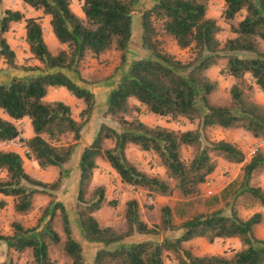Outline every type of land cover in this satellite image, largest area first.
<instances>
[{
	"label": "trees",
	"instance_id": "16d2710c",
	"mask_svg": "<svg viewBox=\"0 0 264 264\" xmlns=\"http://www.w3.org/2000/svg\"><path fill=\"white\" fill-rule=\"evenodd\" d=\"M40 17L5 7L0 0V64L8 69L38 72L25 78L0 83V143L21 136L17 122L30 120L34 136L28 140L31 157L43 170L57 168L53 182H43L28 174L23 157L13 151L0 150V194L14 199L16 214L26 216L35 209V199L43 194L51 198L34 227L27 228L15 221L13 233H0V242L18 255L30 252L32 264H60L53 259L59 247L70 264H87L84 247L75 237L71 213L60 200V193L71 178L73 158L83 138L84 129L97 110L94 92L76 83L68 74L81 76L89 57L100 59L111 51L125 53L134 41V17L140 0H83L82 13L73 8V0H22ZM214 0H155L142 13L139 46L149 53L147 58L131 62L116 89L111 91L104 109L105 118L114 126L100 124L91 144L80 160L78 208L74 215L80 233L90 244L101 245L94 264H264V240L255 234L263 222V214L243 219L235 210L193 213L200 202L203 187L218 168V157L229 163H245L246 156L234 144L210 141L205 130L213 127L243 129L256 139L264 140V106L251 99L247 85L250 80L264 93V0H225L224 21L233 35L225 42L219 38L222 27L209 16ZM50 17L55 38L65 47L53 52L45 38L42 19ZM25 23V41L31 59L40 66L18 63L17 52L8 40L16 24ZM176 41L181 49H194V62L183 63L162 48L160 35ZM227 59L224 73L235 83L231 87L233 107L213 105L211 95L217 89L206 72ZM66 89L85 108L78 121L73 108L63 101H48L52 89ZM139 103L132 106L131 102ZM148 113L172 120L198 122L196 130H173L150 126L139 113ZM133 118L129 119L131 113ZM107 141L114 146L105 148ZM153 153L166 170V176H153L141 171L127 158L129 145ZM195 150L186 162L184 152ZM106 159L123 183L147 190L154 196L177 195L181 202L176 210L161 207L160 227H150L140 218L136 199L126 203L127 229L119 231L103 227L94 216L107 203L106 190L99 187L95 198L86 200V187L91 181L98 160ZM264 169V153H256L244 166L240 194H248L264 207V190L251 185L254 174ZM216 197V196H214ZM217 199V198H215ZM1 206H5L1 203ZM184 219L175 223V212ZM61 216L65 240L54 227ZM164 235L162 241L154 237ZM198 238L208 242L238 239L241 249L232 255H195L186 244Z\"/></svg>",
	"mask_w": 264,
	"mask_h": 264
},
{
	"label": "rangeland",
	"instance_id": "374dc122",
	"mask_svg": "<svg viewBox=\"0 0 264 264\" xmlns=\"http://www.w3.org/2000/svg\"><path fill=\"white\" fill-rule=\"evenodd\" d=\"M154 1L155 0H140L136 7L137 13L134 17V41L130 45L129 50L125 53L126 63L124 65H122V53L111 51L98 60L89 57L84 63L80 77H77L74 73L68 74L77 84L94 92L98 103L97 110L84 129L83 138L80 141L78 148L75 150L71 178L60 193V200L66 205L71 213L74 235L84 247L87 264H94L96 254L102 246L90 244L84 240L80 233L79 224L74 215L75 213H73L76 212L78 208V194L80 189L79 165L81 156L83 151L91 144L93 138L96 136L101 122L114 126V122L110 118H105L104 116V109L107 107V99L111 91L118 87L121 77L127 71L133 60L143 59L149 56V53L139 46V38L141 36L140 19L142 13L153 6ZM82 4L83 0H73L74 10L80 12ZM224 9L225 0H214L210 5L208 13L210 17L216 18L219 21V25L222 27V32L219 35L222 42H225L228 38L233 36L230 32V26L223 19ZM43 19L42 24L46 41L50 45H53V33L48 30L47 20L44 21ZM8 36L12 48L17 52L18 63L20 65L40 66L38 61L31 59V53L25 41L26 33L24 24L15 25ZM159 39L162 42V48L166 52L174 55L181 62L187 64L195 61L197 55L194 49H181L176 41L163 34L159 36ZM58 44L60 47L65 48L60 42H58ZM226 63L227 59H221L218 65L213 66L206 72V75L217 84V89L211 95L210 101L213 105L233 107L234 103L230 90L235 81L231 77L225 75L223 70H225ZM6 68L7 67L4 63L0 64V81L2 83H7L15 77L25 78L38 74V72L24 70L9 71V69ZM9 72L11 73L9 74ZM247 85L252 86V89H248L251 99L264 106V93L261 92L260 89L250 80L247 81ZM47 100L65 102L73 108L74 118L78 121L81 120L80 114L85 108V105L83 101H80L69 94L66 89H52ZM131 105L138 106L139 103L132 101ZM141 111L142 112L139 113L140 119L150 126H164L173 130H196L199 127L198 122L191 124L184 118L172 120L168 117H160L148 113L144 107H142ZM133 114L134 113L132 112L128 118H133ZM17 124L21 131V137L27 144L28 140L34 136L31 122L30 120L25 119L17 122ZM205 137L210 141L224 140L234 144L244 152L247 161L245 163L237 164L229 163L221 157L216 158L218 168L208 178L207 183L203 187L201 201L196 203L195 210L190 214H196L197 212L211 213L218 209H224L228 214L235 210L243 219H249L256 213H261L263 214V222L255 228V234L259 239L264 240V207L252 199L248 194L243 195L239 193V188L244 177V166L255 155L254 151L256 149L264 153V145H262L263 140L256 139L251 133L243 129L226 130L220 127L206 129ZM113 146L114 144L111 141L105 143V148H111ZM17 152H19L24 158V167L28 174L38 180L48 183L57 179L59 173L57 168L43 170L39 167L37 162L25 154L24 149H19ZM126 153L128 160L141 171L153 176H166V170L160 165L158 157L153 153L141 151L139 147L132 144L128 146ZM195 154L196 152L193 149L185 150L184 160L186 162L191 161ZM98 164V168L95 170L91 181L86 187L85 199L91 200L95 198V190L99 187H104L106 190L107 203L100 211L95 212L94 216L103 227H113L119 231H124L128 228L124 217L126 203L135 199V197L128 192L125 188L126 184L123 183L118 173L112 168L106 159H99ZM5 176L6 174L4 172H0V180L4 179ZM251 185L254 187H260L264 190V169L259 170L254 174L251 180ZM143 191L144 195L136 199L140 206V218L150 227L159 228L162 220L161 207L163 205H171L177 210L179 208L178 204L181 200L177 195L157 197L147 190ZM149 196L154 197V204L149 203ZM50 201L51 198L49 196L43 194L38 195L35 199L34 211L26 216H21L14 211V199L0 194V233L11 235L13 233L12 224L15 221L22 223L27 228L36 226ZM1 203H4L5 206H1ZM61 220V216L58 213L54 222V227L65 240L66 237ZM183 220L184 219L180 216L179 211H176L175 223L180 225ZM163 236L164 235L162 234L155 236L154 238L162 241ZM186 247L198 256L223 255L225 253L230 256L235 251L240 250L242 245L238 239L216 240L214 243H210L205 238H198L186 244ZM52 257L53 259L58 260L60 264H70L59 247L53 249ZM0 264H32V256L30 252L20 256L13 251H9L7 245L0 242ZM167 264L175 263L171 258H168Z\"/></svg>",
	"mask_w": 264,
	"mask_h": 264
},
{
	"label": "crops",
	"instance_id": "0c3cea01",
	"mask_svg": "<svg viewBox=\"0 0 264 264\" xmlns=\"http://www.w3.org/2000/svg\"><path fill=\"white\" fill-rule=\"evenodd\" d=\"M5 1V7L7 8H11V9H14V10H19V11H22L24 13H26V15L28 17H40L42 16V13L41 12H37L35 10H33L30 6H28L27 4H25L22 0H4ZM78 15L80 16H83V13H82V8L80 9V12L78 11H75ZM29 13V14H28ZM44 21L47 20V27H48V30H50L52 33H53V30H52V27H51V24H50V17L47 16V18L44 17L43 19ZM20 25L24 24V29H25V23H19ZM18 25V24H16ZM10 34V33H9ZM9 38V36H7ZM53 45H50L49 43V46L50 48L53 50V52H57L59 51L60 49H62L63 47H60L59 44H58V40L55 38L54 34H53ZM58 42H57V41ZM10 43V42H9ZM8 69V68H6ZM9 71H13L12 69H9ZM8 73V71H7ZM11 72H9L10 74ZM10 76V75H9ZM10 82V81H9ZM7 82V83H9ZM0 83H2L0 81ZM3 83H6V82H3ZM62 89V88H61ZM1 113V112H0ZM18 125V124H17ZM19 153V152H17ZM20 154V153H19ZM21 155V154H20ZM24 159V158H23Z\"/></svg>",
	"mask_w": 264,
	"mask_h": 264
},
{
	"label": "built area",
	"instance_id": "2783aa9c",
	"mask_svg": "<svg viewBox=\"0 0 264 264\" xmlns=\"http://www.w3.org/2000/svg\"><path fill=\"white\" fill-rule=\"evenodd\" d=\"M262 145H264V140L262 141ZM19 149H24L25 154L28 156L31 153V150L29 146L24 142L23 138L19 136L16 139L10 140V141H5L0 143V150H5V151H13L17 152ZM260 152L258 149L254 151V154ZM125 188L128 190V192L135 197V199L140 198L141 196L144 195V191L141 189H138L137 187L126 184ZM149 203L154 204L155 199L152 196L148 197Z\"/></svg>",
	"mask_w": 264,
	"mask_h": 264
}]
</instances>
